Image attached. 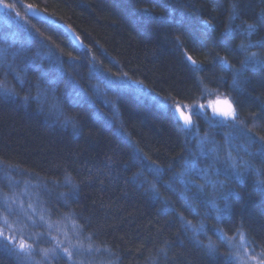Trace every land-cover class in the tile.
<instances>
[{
    "label": "trees",
    "instance_id": "1",
    "mask_svg": "<svg viewBox=\"0 0 264 264\" xmlns=\"http://www.w3.org/2000/svg\"><path fill=\"white\" fill-rule=\"evenodd\" d=\"M8 2L16 9L0 11V173L35 184L45 212L71 219L113 264H235L221 230L243 231L264 251V157L253 139L264 135V67L241 65V45L264 57V0ZM208 92L239 116L212 133L216 159L191 131L207 133L204 123L195 117L188 130L174 113ZM225 136L240 148L229 151L235 174L221 164ZM200 168L220 171L210 177L223 196L212 197ZM7 179L0 174L1 188ZM0 264L20 262L0 249Z\"/></svg>",
    "mask_w": 264,
    "mask_h": 264
},
{
    "label": "rangeland",
    "instance_id": "2",
    "mask_svg": "<svg viewBox=\"0 0 264 264\" xmlns=\"http://www.w3.org/2000/svg\"><path fill=\"white\" fill-rule=\"evenodd\" d=\"M28 14L36 16L32 12L27 10ZM130 85H134L135 83H130ZM1 86V85H0ZM1 88V87H0ZM140 87L138 86V89ZM218 98L228 97L223 96L221 94H216L212 92H208L205 94V97L198 103L192 104L187 107H182L183 111L189 113L194 120L195 117H198L203 123L204 128L209 129L207 133L200 132L196 127H192L191 131H193V136L197 138L199 141V145L201 146V152H206V155H213L215 159L218 155L219 145L218 140L212 137V133L217 132L216 129L218 126L223 127H236L237 122L233 121H225L221 117L213 114V106L215 101ZM229 100V99H228ZM186 106V105H182ZM188 129V130H190ZM211 133V134H210ZM225 136V142L223 146L224 157L221 158V164L224 168L223 170H229V174H235L234 168L231 167L233 165L232 157H230L229 151L231 150V146L234 150L240 149L239 146L235 144L232 145L230 140ZM245 149V147L242 145ZM222 152V153H223ZM228 161V163H227ZM192 171V168L190 169ZM208 170V169H207ZM204 168H200L197 170L200 173L201 179L206 187L211 190L214 196L212 197H221L222 195V183H217L216 181L211 180V177H216L220 171L217 168H212V172L209 171V174ZM214 171H216L214 174ZM237 173V172H236ZM3 177H7L9 183L6 186V189L0 187V218L7 216L10 223L14 221H19V223H14V227L16 229L23 228V235L25 238L31 237L27 242H35L37 249H50L55 247V242L52 237H56L59 241H65L66 245L83 243L85 248H87L90 244L85 242L83 238L78 235L77 229L74 225V222L68 217H64V219H58L54 217H50L44 210V204L39 198L38 188L32 182H23L22 178L15 181L10 179L12 177V173L7 172V170H2L0 173ZM11 175V176H10ZM211 176V177H210ZM217 183V184H216ZM216 191L218 194L216 195ZM32 204L33 208L36 210L35 214H32V210L28 208V205ZM10 210V211H8ZM32 215V221H28L26 218ZM43 215L44 221H41L39 217ZM27 224V227L24 225ZM51 225V227H49ZM239 238L237 237L234 244L238 245ZM231 247V246H230ZM249 247V252L253 250L251 245ZM232 252L235 251L233 247H231ZM255 250V249H254ZM256 254L260 252L255 250ZM108 253H100L99 251H93L92 253H82L76 257V260L84 261V264H113L112 261L108 260ZM30 264H70L67 261V258L63 256L62 253H57L55 256H49L46 260L40 253H37L32 257ZM250 264H254V262H250Z\"/></svg>",
    "mask_w": 264,
    "mask_h": 264
},
{
    "label": "snow or ice",
    "instance_id": "3",
    "mask_svg": "<svg viewBox=\"0 0 264 264\" xmlns=\"http://www.w3.org/2000/svg\"><path fill=\"white\" fill-rule=\"evenodd\" d=\"M27 10L29 12H32L33 14H36L37 8L33 4H27L25 5ZM236 5H233V8L235 9ZM16 5L13 3L8 2V0H0V11L4 12H11L15 11ZM141 12L143 14H148L149 9H141ZM16 16H20V13L17 11ZM261 17L264 19V10L261 11ZM205 23H208L205 21ZM246 29L251 33L256 29V24L254 23H248L246 24ZM177 40L179 41V38L177 37ZM251 47V46H249ZM242 50H244L247 54L244 60L241 61V65L243 68H249L255 65H259L264 67V57H260L258 53L249 51L247 48H244L243 45H241ZM222 63L225 64L226 67L231 68V65H228L226 61L223 60V58H219ZM187 60L193 65L194 70L199 71V65L197 64V61L193 60L191 56H187ZM239 74V73H238ZM122 77H127V73H123ZM134 83H142L139 81H136ZM2 87V86H0ZM5 95L10 94V91L6 88L2 89ZM219 106L214 105L213 106V114L220 116L225 121H233L236 122L239 119L238 112L236 110V107L234 106V103L231 100L224 99L222 101H219ZM181 107H187L182 105L176 106V111L179 113V118L183 120V124L185 128H191L193 126V122L190 116H185L184 112L180 111ZM251 132V130L249 129ZM254 141H259L261 143V148L259 155L261 157H264V135H258L253 134ZM247 164V162H245ZM250 167V165H248ZM232 168H236L237 165L233 164L231 165ZM158 170V169H157ZM237 175H239V172H237ZM193 185L198 189H203L204 185L196 184L195 181H192ZM257 183L261 186L262 189H264V180H259ZM28 208L32 210V214L34 215L36 210L33 208L32 204L28 205ZM10 211V210H8ZM28 221H32V215H29L26 218ZM41 221H44V216L41 215L39 217ZM34 223V221H32ZM14 223H19V221H14L13 223L9 222V219L7 216H4L0 218V249L4 250L5 252L13 255L16 257V259L20 262V264H30L32 257L39 251V253L47 260L49 256H55L58 252L62 253L64 257L67 258V261L70 262V264H84V261L76 260V257L82 253H92L93 251H99L100 249H94L91 245H89L87 248H85L83 243L78 244H71L66 245L65 241H59L56 239V237H52V239L55 242V247L50 249H37V246L35 242H27L31 239V237L25 238L23 235V228L16 229L14 227ZM186 224L191 226V221H186ZM24 227H27V224L24 225ZM51 227V225H49ZM221 233L223 235L224 241L231 247L235 249L234 252H229V257L235 261V264H250V262H254V264H264V251H261V253L256 254L255 250L253 249L251 253L249 252V239L245 232L243 231H237L235 235L228 236L227 234H223L222 230ZM237 237L239 238V243L234 244V241H236ZM209 252L210 254H214L216 249L213 245H209Z\"/></svg>",
    "mask_w": 264,
    "mask_h": 264
},
{
    "label": "water",
    "instance_id": "4",
    "mask_svg": "<svg viewBox=\"0 0 264 264\" xmlns=\"http://www.w3.org/2000/svg\"><path fill=\"white\" fill-rule=\"evenodd\" d=\"M36 15H41V13H39V12H36ZM67 36H68V39L70 40V42L74 45V46H80V44H81V41H80V39L78 38V36L75 34V32L74 31H72V30H68L67 31ZM225 98H218L216 101H215V103H214V105H216V106H219V101H222V100H224ZM177 106V105H176ZM176 106L174 107V113H175V116H176V118L178 119V121L182 124V126L184 127V124H183V120L182 119H180L179 118V113L176 111ZM180 111H182V112H184L183 111V109H182V107H181V109H180ZM184 114H185V116H190L191 117V115L189 114V113H186V112H184ZM218 116V115H217ZM220 117V116H219ZM191 119H192V117H191ZM192 122H193V120H192ZM186 129H190V128H186Z\"/></svg>",
    "mask_w": 264,
    "mask_h": 264
}]
</instances>
